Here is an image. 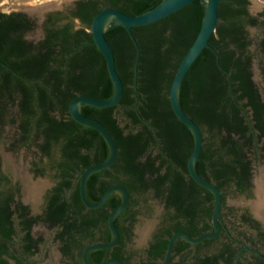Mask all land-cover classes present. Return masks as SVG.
I'll use <instances>...</instances> for the list:
<instances>
[{
  "label": "trees",
  "instance_id": "obj_1",
  "mask_svg": "<svg viewBox=\"0 0 264 264\" xmlns=\"http://www.w3.org/2000/svg\"><path fill=\"white\" fill-rule=\"evenodd\" d=\"M160 1L79 0L74 16L81 27L49 21L37 42L25 39L33 28L25 15L0 13V142L8 140L13 151L35 146L41 159L46 158L48 166L56 170L59 183L49 197L44 221L57 229L53 239L73 264H82L86 246L111 239L107 216L120 203L119 195L112 194L102 207L81 214L84 206L78 191L79 178L68 196L60 195L63 188L72 186L70 178L75 173L108 156V147L99 133L75 122L68 111L77 95L107 99L113 93L105 60L88 29L103 9L135 16ZM248 4L247 0H220L218 22L209 45L217 52L222 69L214 52L205 48L179 91L183 111L203 133L197 173L220 191L235 193L249 189L252 167L264 153V88L260 90L252 77L253 42L248 32L251 27L261 30L257 49L264 58V19L249 14ZM203 15L204 5L194 0L165 18L131 28L140 48L138 96L134 88L135 48L128 33L117 26L104 34L124 92L115 106H84L81 113L105 126L118 153L109 169L89 176L86 195L89 201L97 202L108 187L118 184L128 190L130 201L114 220L120 235L118 244L91 251L88 258L93 263L114 257L124 264H160L169 237L180 229L172 223L176 218L188 216L192 223L197 215L211 218L212 194L187 173L192 134L177 119L168 98L175 72L198 33ZM8 181L0 172V185ZM11 199L12 195L3 196L0 190V264H9L6 257L22 264L23 255L33 254L39 242L29 233L21 239V245L12 242L8 210ZM152 200L163 205L161 216L169 223L167 229L154 235L146 256L142 253L132 262L133 253L126 250V245L141 209ZM96 214V220L90 216ZM96 222L106 226L99 236L88 233ZM216 257H210V264H215Z\"/></svg>",
  "mask_w": 264,
  "mask_h": 264
},
{
  "label": "flooded vegetation",
  "instance_id": "obj_2",
  "mask_svg": "<svg viewBox=\"0 0 264 264\" xmlns=\"http://www.w3.org/2000/svg\"><path fill=\"white\" fill-rule=\"evenodd\" d=\"M26 0H19L18 2H25ZM79 0H59L58 6L54 8H49L41 12L38 10L45 3H38L34 6H24L23 9L18 11L11 12H0L5 14L10 13H20L26 16L32 23L33 28L31 31L25 34V39L33 42L39 41L44 35V28L47 22L54 21L58 25H64L70 23L74 28L81 27L80 20L74 16L76 11L77 2ZM248 1L247 10L249 11L250 2ZM48 2V1H42ZM50 2V1H49ZM1 3V0H0ZM43 4V5H42ZM30 8V10H29ZM32 8V9H31ZM36 8V9H35ZM262 9L264 10V4ZM32 11V12H31ZM39 11V12H38ZM252 15V14H251ZM261 19H264V11L259 14ZM254 16V15H253ZM75 23H78V27L75 26ZM36 31L40 32L39 38H30ZM9 145V143H8ZM37 156L41 158V153L38 148H34ZM12 152L13 150L9 148ZM50 168V166H49ZM0 172L8 178L7 183H2L0 185V190L3 196L12 195V199L9 201V211L10 213V222L12 228L13 240L17 246L21 245V239L26 236L28 233L30 236L36 240L39 239L37 243L36 250L41 243L44 242L45 237L55 235L57 229L49 227L48 223L44 221L45 213L47 210L49 197L54 193V188L58 186L59 178L56 176V170L50 168L49 170L46 167H32L28 179L31 182H41L43 184L42 192H40L36 202L25 199L24 191V181L23 178L17 181L13 180L9 175H7L3 170V161L2 155L0 152ZM48 175V178L42 180V177ZM80 174L77 172L71 178L72 186L69 189L63 188L60 192L62 197L68 196L70 190H73L76 185L77 178ZM31 177V178H30ZM42 178V179H41ZM254 165L252 167L250 187L247 191L243 193H238L245 198L246 206L235 210L227 206L225 194L228 190L222 192V206H221V217H220V233L218 236L212 239H206L196 244H190L185 240L179 238L174 243L173 253L171 262L169 264H210L209 259L212 256H217V261L215 264H264V216L262 219L258 218L253 211L251 210L249 202L254 195ZM23 181V182H22ZM233 189V188H232ZM160 207V215L156 223L155 230L151 234L150 238L147 241L143 249V254L146 256V249L150 242H152L154 235L160 232L162 229H167L168 221L163 219L161 216L164 207L157 200H152ZM18 206V208H17ZM84 206V205H83ZM146 208L148 209L149 204L146 203ZM90 209H87L85 206L81 208V214H88ZM20 214H22L20 216ZM264 214V212H263ZM95 220L97 219L96 215H90ZM188 216L186 218H176L172 223L175 227H180V229H173L175 232L184 231L191 235L190 232L194 234H200L210 232L213 230L211 218L197 215L196 220L189 221ZM165 221V222H164ZM31 223L30 227L28 226ZM136 223V222H135ZM132 228V236L134 235V226ZM165 227V228H163ZM106 231V226L104 222H96L95 225H91L88 229V233L93 236H99L102 232ZM192 236V235H191ZM193 237V236H192ZM132 238V237H131ZM58 244V243H57ZM188 244V245H186ZM127 246V245H126ZM59 249V245H58ZM36 250L31 255H23L22 264H29L28 258H31L35 255ZM60 252V250H59ZM61 254V252H60ZM62 255V254H61ZM63 256V255H62ZM64 257V256H63ZM9 264H18L16 260L10 257H6ZM66 258V257H64ZM200 261H203L202 263ZM72 262V261H71ZM82 263V261H81ZM83 264V263H82Z\"/></svg>",
  "mask_w": 264,
  "mask_h": 264
},
{
  "label": "water",
  "instance_id": "obj_3",
  "mask_svg": "<svg viewBox=\"0 0 264 264\" xmlns=\"http://www.w3.org/2000/svg\"><path fill=\"white\" fill-rule=\"evenodd\" d=\"M194 0H161L152 9L135 15L130 16L119 10L106 8L98 12L92 19L88 31L91 33L94 45L99 49L106 63V68L113 86V93L107 99H97L85 95H77L73 98L68 106V111L71 118L86 127H90L97 131L99 135L105 141L108 147V156L105 161L85 167L79 176L78 191L82 204L87 209H97L102 207L108 198L112 194H117L120 197V203L113 209H111L107 216V226L110 231L111 239L106 243H93L84 248L81 254V261L83 264H124L120 259L110 257L100 263H93L89 260L88 255L91 251L106 250L115 247L120 239L119 232L114 225L115 218L127 207L130 201V195L128 190L118 184L108 187L101 198L97 202H91L86 195V182L90 175L96 172H100L109 169L115 162L118 149L116 143L105 126L95 118L86 116L81 113V108L84 106H90L95 108H107L115 106L119 103L124 92L123 82L115 69L114 56L112 48L105 38V32L113 29L117 26L123 27L128 33L130 40L135 48V62H134V88L138 96L136 87L138 64L140 58V48L131 31V28L147 25L157 20L165 18L170 14L178 11L185 5L191 3ZM204 5V15L200 24L198 33L192 42L191 46L182 58L179 66L175 72L172 83L169 89V103L171 109L177 119L190 131L193 137V149L187 160V173L189 177L199 186L209 191L214 199V206L211 215V222L213 230L200 234L199 236L192 237L189 233L184 231L174 232L168 239L165 255L160 264H169L171 261L173 247L176 240L179 238L185 240L190 244H196L206 239H212L219 235L221 206H222V192L216 187V185L209 180L202 178L196 171V162L199 158L201 148L203 145V133L201 127L194 122L183 111L179 101V91L181 84L189 71L190 67L201 54L205 48L211 49L216 57L217 65L220 69L218 62L217 52L209 45V39L216 29L218 22V7L220 0H200ZM46 10V9H45ZM44 11V10H43ZM43 11L40 15H42ZM252 14V11L250 12ZM259 179V178H256ZM256 179H254V185L256 187ZM256 198L255 189L253 199Z\"/></svg>",
  "mask_w": 264,
  "mask_h": 264
},
{
  "label": "rangeland",
  "instance_id": "obj_4",
  "mask_svg": "<svg viewBox=\"0 0 264 264\" xmlns=\"http://www.w3.org/2000/svg\"><path fill=\"white\" fill-rule=\"evenodd\" d=\"M2 2V0H1ZM249 11H252V15L258 16L264 10L262 9L264 0H249ZM18 4L17 7L15 4ZM13 3V7H2L0 6V12H11L18 11L23 9L24 6H21V2ZM75 26L78 27V23H75ZM249 36L252 39L251 53L253 59L251 62V71L252 77L256 85L260 90L264 88V58L262 57L260 51L257 49V42L261 37V30L258 28H249ZM40 32L36 31L30 38H39ZM8 140L6 142H0V152L2 155L3 161V170L9 175L13 180L17 181L22 179V176H27L29 178L32 167L38 165V167L48 166V160L46 158H39L33 147H22L14 151L9 150ZM31 178V177H30ZM43 178V179H42ZM42 180L48 178V175L42 177ZM261 178L264 181V153L259 160H256L254 163V179ZM35 182L38 179H33ZM227 206L235 210L245 207L246 201L242 195L229 190L225 194ZM249 200H252L249 199ZM148 209L144 206L141 209V213L138 215L137 221L134 226V235L131 240L127 242L126 250L133 253L132 262H135L140 259V256L143 253V249L147 244L148 239L155 230L157 220L160 215V207L154 201H149ZM146 228V229H145ZM146 231L145 236L141 237L140 233ZM30 261L29 264H73L67 258H64L58 249L57 242L54 241L53 236L45 237L44 242L38 246L36 253L33 257L28 258Z\"/></svg>",
  "mask_w": 264,
  "mask_h": 264
},
{
  "label": "bare ground",
  "instance_id": "obj_5",
  "mask_svg": "<svg viewBox=\"0 0 264 264\" xmlns=\"http://www.w3.org/2000/svg\"><path fill=\"white\" fill-rule=\"evenodd\" d=\"M18 1L19 0H2V2L0 3V6L8 8V7H11L13 5V3H16ZM42 1H48V2H42ZM40 2L45 3L44 6H42L40 9H38L41 12V10L43 11L45 9L57 7L59 0H26L25 2H21V3H22V5L24 3V5H26V6H34ZM15 5L16 6H14V7L18 8L17 7L18 4L16 3ZM29 10H30V8H29ZM22 178L24 181V182L23 181L22 182L24 183L25 199L30 200V201L35 203L40 192H42L41 190L43 188V184L41 182H31V180L28 179L27 176H22ZM255 194H256V198L251 200L249 202V204H250V207H251V210L253 211V213L258 218L262 219L264 216V214H263V212H264V181L261 178L256 179ZM145 233H146V231H142L140 233L141 237H144Z\"/></svg>",
  "mask_w": 264,
  "mask_h": 264
}]
</instances>
